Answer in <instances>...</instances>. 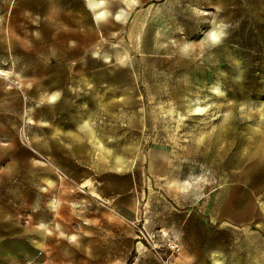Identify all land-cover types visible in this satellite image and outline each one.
Segmentation results:
<instances>
[{
  "label": "rangeland",
  "instance_id": "1",
  "mask_svg": "<svg viewBox=\"0 0 264 264\" xmlns=\"http://www.w3.org/2000/svg\"><path fill=\"white\" fill-rule=\"evenodd\" d=\"M182 242L264 264V0H0V264Z\"/></svg>",
  "mask_w": 264,
  "mask_h": 264
},
{
  "label": "crops",
  "instance_id": "2",
  "mask_svg": "<svg viewBox=\"0 0 264 264\" xmlns=\"http://www.w3.org/2000/svg\"><path fill=\"white\" fill-rule=\"evenodd\" d=\"M166 200L169 203V209L167 208L166 218H165V228L166 231L173 233H179L183 232V230H186L187 228V216L188 212L186 210H183L185 208V200L183 199L182 195L174 194L172 191L169 192L166 191ZM186 228V229H185ZM181 244V254H180V260L179 264H199L196 262V258H194L196 253H188V247L182 242ZM195 251L197 249V246L194 247ZM217 254H214L212 257V260L201 263V264H219V262H215L214 256ZM219 257V255H218Z\"/></svg>",
  "mask_w": 264,
  "mask_h": 264
},
{
  "label": "bare ground",
  "instance_id": "3",
  "mask_svg": "<svg viewBox=\"0 0 264 264\" xmlns=\"http://www.w3.org/2000/svg\"><path fill=\"white\" fill-rule=\"evenodd\" d=\"M106 13V10L105 9H100L99 11H98V14H100V15H104ZM50 99H54V96L52 95L51 96V98ZM28 118L30 119V117L28 116ZM55 200V199H54ZM53 203V202H52ZM51 204V203H50ZM56 204H57V202H56ZM52 206H55V204H52ZM213 259H215V262H219V257L216 255V256H214V258Z\"/></svg>",
  "mask_w": 264,
  "mask_h": 264
},
{
  "label": "clouds",
  "instance_id": "4",
  "mask_svg": "<svg viewBox=\"0 0 264 264\" xmlns=\"http://www.w3.org/2000/svg\"><path fill=\"white\" fill-rule=\"evenodd\" d=\"M219 35L222 36V35H223V32H220ZM213 36H215V39H213ZM212 39H213V40H217V39H218V35H217V33H213V34H212Z\"/></svg>",
  "mask_w": 264,
  "mask_h": 264
},
{
  "label": "built area",
  "instance_id": "5",
  "mask_svg": "<svg viewBox=\"0 0 264 264\" xmlns=\"http://www.w3.org/2000/svg\"><path fill=\"white\" fill-rule=\"evenodd\" d=\"M170 249H171V251H175L178 249V246L176 245V246H174V248L170 247Z\"/></svg>",
  "mask_w": 264,
  "mask_h": 264
},
{
  "label": "snow or ice",
  "instance_id": "6",
  "mask_svg": "<svg viewBox=\"0 0 264 264\" xmlns=\"http://www.w3.org/2000/svg\"><path fill=\"white\" fill-rule=\"evenodd\" d=\"M213 39H215V36H213Z\"/></svg>",
  "mask_w": 264,
  "mask_h": 264
}]
</instances>
